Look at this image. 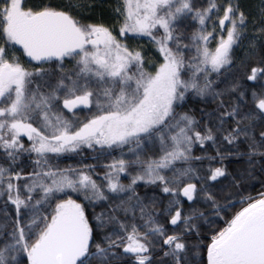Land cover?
<instances>
[{
    "label": "snow or ice",
    "instance_id": "6c2138e0",
    "mask_svg": "<svg viewBox=\"0 0 264 264\" xmlns=\"http://www.w3.org/2000/svg\"><path fill=\"white\" fill-rule=\"evenodd\" d=\"M0 264H264V0H0Z\"/></svg>",
    "mask_w": 264,
    "mask_h": 264
},
{
    "label": "trees",
    "instance_id": "16d2710c",
    "mask_svg": "<svg viewBox=\"0 0 264 264\" xmlns=\"http://www.w3.org/2000/svg\"><path fill=\"white\" fill-rule=\"evenodd\" d=\"M240 3L246 11H250V12L254 13L260 4V0H240ZM252 85H253V82H248L249 87H251ZM25 140H26V138H25ZM197 154H199V152H197ZM77 159H79V157H75L72 159H65L62 161V166L65 164L75 163V160H77ZM86 162L92 163L93 161H91L89 159ZM125 182H127V181H125ZM252 194L255 195V192L253 191ZM238 209H239V205H237V210ZM218 223L220 226H223V220H218Z\"/></svg>",
    "mask_w": 264,
    "mask_h": 264
},
{
    "label": "rangeland",
    "instance_id": "374dc122",
    "mask_svg": "<svg viewBox=\"0 0 264 264\" xmlns=\"http://www.w3.org/2000/svg\"><path fill=\"white\" fill-rule=\"evenodd\" d=\"M69 67H71V64H69Z\"/></svg>",
    "mask_w": 264,
    "mask_h": 264
}]
</instances>
